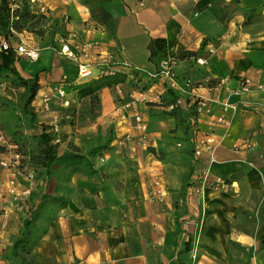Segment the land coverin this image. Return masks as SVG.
Listing matches in <instances>:
<instances>
[{
    "label": "crops",
    "instance_id": "crops-1",
    "mask_svg": "<svg viewBox=\"0 0 264 264\" xmlns=\"http://www.w3.org/2000/svg\"><path fill=\"white\" fill-rule=\"evenodd\" d=\"M46 1L43 28L56 19L69 42L91 43L90 79L100 75V59L107 55L122 72L129 71L122 63L145 74L153 71L147 44L162 37L167 56L186 54L174 72L195 83L192 93L206 99L210 114L199 116L190 152L186 133L168 114L165 84L141 73L136 77L144 85L140 91L119 83L102 88L94 103L89 97H69L72 113L56 95L48 108L33 101L36 117L42 119L39 123L53 125L63 135L58 149L64 151L69 143L81 148L89 140L103 142L109 129L113 138L109 148L94 158L95 174L78 172L70 177L74 192L34 247L35 263L227 264V251L233 248L245 254L246 258L239 257L243 263L264 264V167L257 158V152L264 154V92L257 90L264 86V0H204L199 6L202 0H110L102 7L111 15L114 35L101 15V19L91 16L92 4ZM20 32L39 51H52L57 74L61 73L53 78L49 68H23L21 63L28 59L14 52L11 66L20 75L38 74V95L49 93L63 77L77 75V62L49 46L46 32L40 38L32 31ZM3 38L0 35V41ZM210 80L217 81L215 86L207 85ZM243 80L249 81L247 92L240 91ZM225 101L235 109L223 111ZM135 113L146 123L144 141L134 127ZM220 115L224 121L211 125ZM63 118L73 119V124L62 123ZM208 132L217 143L210 177L221 182L199 194L190 189L198 173L193 150ZM248 142L257 152H246ZM13 154L12 145H0V159H11ZM247 157L256 168L244 162ZM0 184L5 189L0 264H6L2 250L10 244L21 212L15 196L27 189L28 181L16 168L0 166ZM10 184L13 192L7 190Z\"/></svg>",
    "mask_w": 264,
    "mask_h": 264
},
{
    "label": "trees",
    "instance_id": "trees-1",
    "mask_svg": "<svg viewBox=\"0 0 264 264\" xmlns=\"http://www.w3.org/2000/svg\"><path fill=\"white\" fill-rule=\"evenodd\" d=\"M86 4L91 6V16L96 19L99 18V15L103 17V21L106 22L107 28L111 35L113 33V25L110 21L111 15L102 7L104 2L110 0H84ZM204 0L200 1L197 5L203 4ZM42 13H35L23 7L19 10L13 12V16L16 19L11 21L12 26L17 32H20L24 29L32 31L38 36H43L46 32V38L49 40L48 45L52 48H55L53 43L54 36L58 33L60 36L65 37L66 31L64 27L59 23L58 20L53 19L46 28H43V25L47 23V19ZM10 23V12L8 9V0H0V35L7 37L9 35L8 26ZM105 24V23H104ZM148 49V60L153 61L154 68L153 71L159 70V64L162 61L169 60L170 63H175L177 65L180 58L184 57L186 54H177L175 56H167V43L166 40L162 37H153L149 40L147 44ZM15 54L12 50L3 51L0 50V111H7L9 117L14 120V126L21 129H13L9 134L14 143L15 152L19 154L20 159L18 165L16 166L17 171L22 175L32 174V184L30 186V192L27 196V201L29 199L34 200L36 193L34 186L36 185L38 179L41 181L49 182L54 176L59 174V171H66L67 178H69L74 173L81 172L87 176H91L96 173L94 168L95 157H98L102 152L109 148V144L112 141L111 130H108L107 137L103 142H98L91 145L85 153H82V149L71 143L68 144L67 149L58 152V147L60 141L64 140L63 135L59 134L53 128V125H48L43 122L38 123L34 107L31 105L37 92L40 90V84L38 79V74H35L32 77H24L19 74L15 67L11 66L14 63ZM112 60V69L117 68ZM126 67L129 71L122 72L119 69L114 70L111 74L99 75L96 78H87L82 80H77V76L74 81H69L68 78L60 81V84L66 93H73V99L79 100L81 98L89 97L94 103L97 99V92L102 88L112 87L119 83H130L132 87L137 88L139 91L144 88V85L139 84V79H136L137 73H141L146 76L149 80L157 81L160 80L158 77L151 78L142 72L139 67H133L128 64ZM110 68V67H109ZM12 74V77L8 75ZM175 79L177 83L182 87L181 90H175L170 88L165 84V93L167 95V105L174 104L173 108L169 111L168 114L175 116L177 118L181 129L186 133V141L188 143L187 150L191 152L193 147L192 134L195 130L196 123L198 120L196 106L198 104V97L192 93V88L195 86V83L188 77L179 76L175 74ZM189 82V87H185V84ZM217 81L210 80L208 81V86H215ZM59 85V84H58ZM10 88H20L21 94L17 101L12 100L4 93ZM181 99L184 101L185 106L181 104H176L177 100ZM183 106V108H181ZM73 109L71 105L67 109ZM71 112V111H70ZM72 118V117H70ZM68 119L62 121V123L73 124V119ZM39 126V127H38ZM39 129L37 133L29 135V145L34 144L35 147H31L32 151H25L27 145L23 144L19 140L21 134L26 131H31L34 129ZM9 130V129H8ZM57 138L60 140L57 142ZM35 142V143H34ZM42 181V182H43ZM71 187V185H70ZM70 189V188H69ZM74 192L73 187L67 193L61 194L59 196L50 197L48 193L40 195L37 199L38 202L31 210L30 215L28 212V217L21 222L22 232L19 236L14 237L11 245L6 250L5 258H12L18 261V264H36L32 258H25L26 254L29 252L31 254L32 248L36 243L42 238L45 234H39L35 239H30L33 236V230L31 227L33 222L39 216L40 213H52L49 211V208L52 206H57V210L64 208L72 194ZM45 209H49L45 211ZM56 210V211H57ZM55 211V212H56ZM53 219H49L51 222ZM29 236V241H28ZM262 241L264 243V235L262 236ZM7 255V256H6ZM182 264V263H179Z\"/></svg>",
    "mask_w": 264,
    "mask_h": 264
},
{
    "label": "built area",
    "instance_id": "built-area-1",
    "mask_svg": "<svg viewBox=\"0 0 264 264\" xmlns=\"http://www.w3.org/2000/svg\"><path fill=\"white\" fill-rule=\"evenodd\" d=\"M143 2H140V5H142ZM23 7H27L31 11L35 13H42L46 14L48 7H47V1L46 0H8V9L10 12V23L8 26L9 35L7 37H4L2 41H0V50L7 51L12 50L15 52L16 56L18 57H26L31 61H36L39 57V49L30 43H28L27 38L21 34V32H17L15 28L12 26L11 21L13 19H16L15 16H13V12L16 10H19ZM54 45L55 49L58 53L61 55H64L67 58H71L75 60L76 68H77V79H87L91 76L92 68H91V62L89 61V54H88V48L91 46V43H79L69 42L68 39H65L62 36L56 35L54 37ZM198 63H202V59H197ZM102 66V69L100 71V75L103 74H111L114 72V70H118V68L112 69V59H110V56H104L101 57L100 63ZM124 68L128 67L129 65L126 63L121 64ZM176 66L175 63H170L169 60L162 61L159 64V70L158 71H151L147 72V75L151 78L158 77L162 82L166 83L170 88L175 90H181L182 87L177 83L175 79V72L174 67ZM110 67V68H109ZM63 80H65V77H63ZM189 82L185 84V87H189ZM249 81L243 80L240 82V91L247 92L249 91ZM257 90H260L264 92V86L258 85ZM58 96L59 98L63 99V105L67 104L69 100L67 99V93L62 88L61 84L57 85L52 90V94L46 93L41 96V104L48 108L50 100L52 96ZM139 98H142L141 93L138 96ZM198 104L196 106V112L197 116L201 115H209L210 114V108L206 104V99L202 97H198ZM182 100L178 99L176 104H181ZM174 104H169L168 108L171 110L173 108ZM235 105L223 102L222 103V110L226 111L228 109H235ZM134 120V127L137 132H140V137L142 138L141 141H144V134L146 131V123L143 119V116L140 113H135L133 116ZM224 121V117L222 115L212 119L211 125H214L215 123H222ZM131 136H126L125 138L127 140H130ZM59 141V138L56 140ZM7 145V141L5 137L0 133V145ZM15 147V146H14ZM217 147L216 140L214 139L213 135H211L210 132L206 133L201 139L197 140L194 145L193 154L197 159V171L192 184L190 185V189L194 193L202 194L203 190L207 187H211L213 185H218L221 181L218 179H212L210 177V164L215 161L214 154ZM248 152H257L254 150V145L250 142H248L245 145ZM206 154V157L204 156ZM257 158L260 162V165L264 167V154L257 152ZM20 156L18 153L14 151L13 157L11 159H1L0 160V166L6 169H12L16 168L18 165ZM102 161V159H100ZM244 162L251 168H256V163L253 160H250L248 157L244 159ZM22 175V174H21ZM26 180L28 181V187L25 189L22 194L24 196L28 195L30 192V186L32 184V174L24 175ZM7 190L9 192H13V184H10L7 186ZM5 193V189L0 184V201L3 198V195ZM2 202V201H1Z\"/></svg>",
    "mask_w": 264,
    "mask_h": 264
},
{
    "label": "rangeland",
    "instance_id": "rangeland-1",
    "mask_svg": "<svg viewBox=\"0 0 264 264\" xmlns=\"http://www.w3.org/2000/svg\"><path fill=\"white\" fill-rule=\"evenodd\" d=\"M26 31H28V30H26ZM29 37H31L35 42L37 41V39L34 37V34H30ZM37 38H40V36L37 35ZM53 43H54V41H53ZM23 58H25V57H23ZM24 61H26V60H24ZM21 64H22V67L23 68H32L34 70L35 69L38 70V69H40L42 67L49 68L52 71V73H53V75H52L53 78L54 77L57 78V76H59V77L61 76V73L60 74H57L58 66L56 65L55 55L53 54L52 51H50L48 49L39 51V60L37 62H32L31 60L28 59L26 61V63L25 62H22ZM25 66H27V67H25ZM75 77L76 76H70L69 77V81H71V82L74 81L75 80ZM127 84L129 86H131L130 83H127ZM6 93H7V96L10 97L12 100L17 101L18 98H19V96H20V94H21V89L20 88H10V89H8L6 91ZM49 93L51 94L52 93V90H50ZM43 94H46V92L45 93H42L40 95H38V92H37V94H36V96H35V98H34L33 101H35V103H38V101L41 102L40 99H41V96ZM69 97H72L73 98L74 97L73 93H70V96H67V99L68 100H69ZM31 105L33 106V104H31ZM69 105H70V101L67 102V104H65L66 107H69ZM70 111H71V109L69 108L67 110V112L70 113ZM35 113H36V115L38 114V112H35ZM61 114H64V113L61 112ZM63 117H64V115H63ZM68 119L69 118H63L61 121H66ZM40 120H42V119L37 116L38 123H39ZM18 127L19 128H17V127L14 126V120L9 117V114H8L7 111H4V110L0 111V133L5 137V139H6L7 143H8L7 145H12L13 150H15V147L16 146L14 147V143L11 142L12 139H11V136H10L9 133L14 128L15 129H21L20 126H18ZM37 131H39L38 128L37 129H34V130H31L30 132L29 131H26L25 133L21 134V138L19 140H22L21 142L23 144H26L27 145L25 151H28V150L29 151H32L34 149V147H35L34 144H31V145L28 144L29 143V135L30 134H34V133H37ZM59 140H60V138H59ZM92 144H93V142H91V140H89V142L86 141L83 144L84 146L81 147V149L83 151L82 153H85L87 151V149ZM32 146H33V149L31 148ZM62 151H63L62 148L58 149V152L59 153H61ZM66 174H67L66 171H64V172L59 171V174H57L56 176H54L49 182H45L43 180H42L43 181L42 182L40 179H38L36 185L34 186V190H35V193H36V197H34V200L29 199V201H27L26 197L29 194L26 195V196H23L24 194H21L20 196H15V202H17V204L19 205V207L21 206V212L17 214L18 215V218H17V221H16V227L17 228L15 229L13 235L8 238V240H10V241H8V242H10L9 245H11L14 237H17V236H19L21 234V232H22L21 222L24 219H26V217H28L27 216L28 215V212H29V215H30L31 210H33L34 206L38 202V199L37 198L40 195H43L44 193H48V195L50 197H52V196H59V195L64 194V193H67V195H68V192L71 189V187H70V185L68 183L69 182V178H67ZM1 203L2 202L0 201V207H1ZM56 205L57 206H52V208H49L50 210L48 209L52 213H40L39 214V216L33 222V225L31 227V231L33 230L34 231L33 232L34 234H33V236L30 237V239H33V238L35 239V237L37 235L39 236V234H43V232H45V230H47V226L50 223L49 219H53V217L56 214L55 211L57 210V208L59 206L58 204H56ZM2 206H3V204H2ZM48 210L45 209V211H48ZM28 241H29V236H28ZM9 245H5V248L2 250V252H3L2 253L3 254L2 257L3 256L5 257V253H6L7 248L9 247ZM31 251H32L31 254L29 255V252H28L26 254L25 258H27L28 260H29V258H32L35 261V258H36L35 257V253L36 252H34L35 251V248H32ZM239 252L240 251H238L236 249L229 248V250L227 251V260H226V261H228L227 264H240V261L241 260H239V257H240V259L241 258H246L245 257V254L243 256ZM239 254H240V256H239ZM33 257H35V258H33ZM5 260H7L6 264H18V261L17 260L12 259L10 257L9 258H6ZM242 264H247V263H243L242 262Z\"/></svg>",
    "mask_w": 264,
    "mask_h": 264
}]
</instances>
